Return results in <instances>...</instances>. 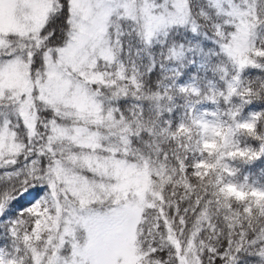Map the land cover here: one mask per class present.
Segmentation results:
<instances>
[{"label":"snow or ice","instance_id":"1","mask_svg":"<svg viewBox=\"0 0 264 264\" xmlns=\"http://www.w3.org/2000/svg\"><path fill=\"white\" fill-rule=\"evenodd\" d=\"M16 6V27L0 30V264H239L248 249L264 264V202L221 215L211 193L188 194L190 183L165 197L125 184L117 167L138 159L134 142L149 158L186 163L178 152L152 151V140L143 138L153 137L155 126L125 129L144 116V105L129 99L162 84L165 92L199 95L185 79L215 71L216 57L232 65L231 96L246 70L264 71V43L256 44L264 0H16ZM133 50L146 63H126ZM247 87L251 96V81ZM251 115L257 124L264 118ZM239 154L257 160L264 144ZM205 166L197 161L177 171L198 177ZM221 192L248 199L240 185L225 183ZM249 193L255 199L264 188ZM190 217L206 224L191 233L194 254L186 251Z\"/></svg>","mask_w":264,"mask_h":264},{"label":"trees","instance_id":"2","mask_svg":"<svg viewBox=\"0 0 264 264\" xmlns=\"http://www.w3.org/2000/svg\"><path fill=\"white\" fill-rule=\"evenodd\" d=\"M261 43H264V28L259 30V38L256 40L257 45ZM129 59L136 60L138 64L146 63V60L138 57L134 50L130 57L126 55L125 62L127 63ZM210 67L215 71L205 73L199 70L190 74L195 76V80L185 79L186 85L189 87L195 85L199 89V95L181 93L176 88L165 92L162 84L160 89L149 87L141 93L142 99L139 101L130 98V105L137 103L144 105V116L135 121L137 125L135 129H132L130 124H127V128L130 132L141 128L153 131L155 126L154 136L143 138L152 140L154 145L152 151L159 152L163 149L169 153L178 152L180 158H187L186 163L182 165H177V161L171 156L167 161L157 159L155 156L149 158L147 155L149 150L142 143L134 142L133 147L139 149L134 153L138 157L134 162L145 160L151 166V190L157 193L163 191V195L169 197L172 188L177 192L182 191V188L176 185L188 186L190 183L189 195L197 193L203 196L204 191L211 193L210 198L217 202L213 207L219 209L223 215L225 209L235 212L244 203L254 207L264 202V195H258L253 199L249 193L252 187L264 188V157L256 160L252 155L239 154L241 150H259L264 144V118L257 124L251 115L264 114V82L259 79L264 77V71L256 68L246 70L243 85L233 83L236 90L228 96V84L233 77L232 65L223 57H216L211 60ZM225 74L227 80L222 79ZM249 81L255 89L251 96L247 95L250 91L247 87ZM169 83L171 81L164 82ZM222 92L224 95H221ZM209 96L214 97L215 102L209 100L207 98ZM248 100L251 101L250 104L246 103ZM169 109L172 111L169 112ZM165 122H170V127L166 126ZM242 123H251L253 127L242 128L239 126ZM205 144L208 145L207 148L204 147ZM230 152L237 154L230 156L228 155ZM197 161L206 163L205 167L198 170L200 173L198 177L191 172L186 177L182 172L178 174V168L193 165ZM225 183L242 186L248 196L247 201L225 198L221 192V187ZM169 185L171 187H166ZM209 212L215 215L211 208ZM260 223L264 224V219H261ZM189 225L185 230V238L187 247L194 254L192 243L194 238L191 233L197 228L206 227V224L190 217ZM251 251L253 250L248 249L240 253L239 264H259L258 260L250 255Z\"/></svg>","mask_w":264,"mask_h":264},{"label":"rangeland","instance_id":"3","mask_svg":"<svg viewBox=\"0 0 264 264\" xmlns=\"http://www.w3.org/2000/svg\"><path fill=\"white\" fill-rule=\"evenodd\" d=\"M16 9V0H0V30H8L16 27ZM80 103L86 110L98 114V108L93 107L89 100L81 99ZM104 119H108V117L106 116ZM125 129H128L127 124L125 125ZM125 129H121V131ZM117 167L125 184L146 186L151 191V166L145 160L139 162L130 161L127 164L121 161ZM186 251L191 252V249L187 247Z\"/></svg>","mask_w":264,"mask_h":264}]
</instances>
